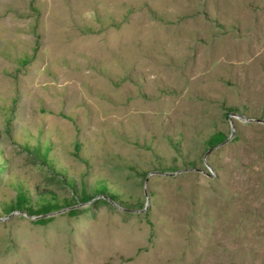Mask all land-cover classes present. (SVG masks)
I'll list each match as a JSON object with an SVG mask.
<instances>
[{"label":"rangeland","instance_id":"rangeland-1","mask_svg":"<svg viewBox=\"0 0 264 264\" xmlns=\"http://www.w3.org/2000/svg\"><path fill=\"white\" fill-rule=\"evenodd\" d=\"M0 264H264V0H0Z\"/></svg>","mask_w":264,"mask_h":264}]
</instances>
